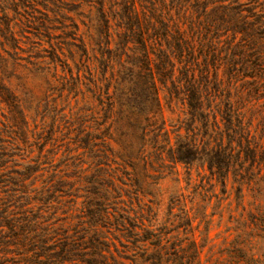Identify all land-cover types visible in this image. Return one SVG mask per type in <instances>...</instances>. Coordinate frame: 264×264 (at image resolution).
<instances>
[{
    "label": "trees",
    "instance_id": "trees-1",
    "mask_svg": "<svg viewBox=\"0 0 264 264\" xmlns=\"http://www.w3.org/2000/svg\"><path fill=\"white\" fill-rule=\"evenodd\" d=\"M40 1L36 4L42 5V11L35 9L31 0H0V105L5 109L0 121V252L8 246L21 253L32 252L24 255L26 264H111L105 260L114 262V258L102 253L97 231L90 235L85 228L80 235L74 230L77 237L65 238L55 254L47 253L53 250L46 245L47 236L55 229L44 223L47 217L43 212L50 209L51 202H59L80 189L73 188V182L56 172L54 158L49 156L52 150H44L51 130L49 137H33L32 145L38 150L35 157L19 167L7 165L19 148L18 142H28L29 133L21 99L5 81L9 62L12 66H20V61L35 65L36 58H47L54 71L58 67L65 71L63 85L69 93L77 95L81 84L91 87L99 106L98 115L93 116L94 128L87 130L83 125L85 115H78L73 143L84 149L94 167L84 177L82 187L85 214L107 224L108 205L116 204L119 195L114 187H107L101 164L114 163L115 170L125 177L124 184L139 188L146 176L148 134L156 139L152 147L167 149L173 161L189 163L197 156L223 180L230 171L234 175L242 173V160L256 163L258 150L259 156L264 155V147L249 137L242 106L225 97L216 71L224 63L230 64V70L235 52L244 45L232 46L224 41V46L217 48L213 40L219 36L217 27L226 26L229 15L236 18L243 32L250 28L264 36V0H247L243 9L236 1L222 4L214 8L220 9L215 15L204 8L200 15L194 19L190 16V22L181 25L178 17L173 18L165 8L164 0H84L89 11L81 21L86 27L83 32L76 21L59 14L64 0ZM26 8L31 9L30 13L24 14ZM224 26L221 28L225 30ZM250 55L256 69L225 71L227 81L249 77L245 87L248 94L264 93L263 59L258 53ZM91 57L96 63L92 68ZM157 83L185 107L186 117L179 122L185 133L179 134V143L174 147H166L167 139H162V144L157 142L158 136L166 133ZM261 117L264 137V115ZM109 140L117 147L113 148ZM42 171L47 173L43 179ZM39 179L40 185L36 186ZM30 201L37 203L26 207ZM127 219L120 215L111 224L133 234Z\"/></svg>",
    "mask_w": 264,
    "mask_h": 264
},
{
    "label": "rangeland",
    "instance_id": "rangeland-1",
    "mask_svg": "<svg viewBox=\"0 0 264 264\" xmlns=\"http://www.w3.org/2000/svg\"><path fill=\"white\" fill-rule=\"evenodd\" d=\"M31 1L35 9L43 10L41 4H36L40 0ZM235 1L242 4V9L247 5L244 3L247 0H164L163 4L173 18L178 17L181 25V22L189 23L190 16L194 19L200 15L204 8L215 15L220 9L214 8ZM61 7L59 14L72 18L79 24V31H85L86 27L81 21L89 6L84 0H64ZM26 10L24 14L30 13L31 9ZM48 15L52 16L53 12ZM185 15H189L188 18L185 19ZM225 21L226 26L217 27L219 36L213 39L217 48L224 46V41H229L232 46H244H241L240 52H235V61L230 70L229 63L219 65L217 76L222 80L225 97L242 106L240 111L248 125L250 139L259 147H264V137L260 131V120L264 115L263 91L248 94L245 87L249 77L239 76L235 81H227L225 73L256 69L251 61L252 52L258 53L264 63V36L250 28L248 32H243L233 15H229ZM54 33H58V30H54ZM63 48V53L68 56L66 48ZM47 61V58H36L35 65L20 61V66H12L9 62L4 71L5 81L21 99L29 129L28 142H18L19 148L7 165L19 167L35 157L38 150L32 145L33 137H49L51 130V138L46 140L44 150H52L49 156L54 158L56 172L66 181L73 182V188L80 189L62 197L59 202H51L50 209L43 212L47 217L44 223L53 225L55 229L53 233L49 231L47 236L49 240L46 245L53 248L47 253L55 254L65 238L70 240L77 237L74 230H78L80 235L81 229L85 228L90 235H93L91 231H97L96 236L102 242V253L105 256L111 254L114 258V262L108 258L105 260L111 264H264V155L259 156V150L256 163L242 160V173L234 175L230 171L223 180L217 173H211L206 163L197 156L189 163L173 161L167 149L161 151L152 147L156 139L148 134L146 150L149 158L146 176L140 181V187L124 184L125 177L115 170L114 163L101 164L107 187H114L119 197L116 204L108 205L107 224L96 216H86L82 187L84 177L93 172L94 167L84 149L73 143V137L78 125L75 118L80 114L85 115L84 127L93 130V116L98 115L99 111L98 102L92 96L91 87L86 84H81L77 95L69 93L63 85L65 71H61L60 67L54 71ZM68 62L72 65L70 59ZM95 65L91 57L90 67ZM177 74L175 71V76ZM157 85L160 115L166 130L163 136H158L157 142L162 144V139H167L166 147L169 144L174 147L179 143V134L185 133L184 127L179 128V122L186 117L185 107L178 97L170 98L165 86ZM3 113L5 109L0 105V121ZM109 143L113 148L117 147L112 140ZM42 173L41 179L47 175L46 172ZM41 179L35 182L36 186L40 185ZM36 203L30 201L26 207ZM120 215L128 218L125 221L132 225L133 234L111 224ZM21 251L8 246L0 252V264H26L23 257L32 252Z\"/></svg>",
    "mask_w": 264,
    "mask_h": 264
}]
</instances>
